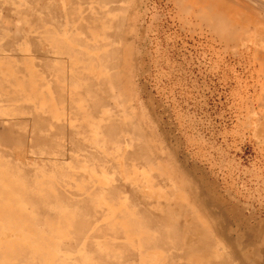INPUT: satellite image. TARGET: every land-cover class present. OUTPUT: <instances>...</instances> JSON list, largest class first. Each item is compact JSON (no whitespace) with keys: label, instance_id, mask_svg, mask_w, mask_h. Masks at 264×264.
I'll return each instance as SVG.
<instances>
[{"label":"rangeland","instance_id":"1","mask_svg":"<svg viewBox=\"0 0 264 264\" xmlns=\"http://www.w3.org/2000/svg\"><path fill=\"white\" fill-rule=\"evenodd\" d=\"M68 1L0 0V264L264 263V0Z\"/></svg>","mask_w":264,"mask_h":264},{"label":"bare ground","instance_id":"2","mask_svg":"<svg viewBox=\"0 0 264 264\" xmlns=\"http://www.w3.org/2000/svg\"><path fill=\"white\" fill-rule=\"evenodd\" d=\"M16 1V0H15ZM78 1V0H77ZM117 1V0H116ZM182 1V0H181ZM247 1V0H246ZM67 2H69L68 0H67ZM73 2V1H72ZM79 2V1H78ZM100 2H102V0L100 1ZM183 2V1H182ZM188 2H189V0H188ZM200 3H194L193 2V7H195V8H198V12H199V8L201 9L200 11L202 12V10L203 9H205L206 8V11L208 10V9H211L212 11H214V15H216V16H214V18H216V19H218V20H224V21H226V22H230L231 21V19L228 17V15L229 16H231V15H236L237 14V12H238V10H239V12H242L243 10L242 9H238V8H240V7H238V8H236L233 4H229V2L227 1V0H201V1H199ZM239 2H240V0H239ZM238 2V3H239ZM10 3V2H9ZM8 3V4H9ZM59 3V2H58ZM91 3H93V2H91ZM185 3H186V1H185ZM237 3V2H236ZM264 3V2H263ZM2 4V3H1ZM12 4V3H11ZM16 4V3H15ZM19 4V3H18ZM77 4H79V3H77ZM94 4V3H93ZM101 4H103V3H101ZM116 4H117V2H116ZM191 4V3H190ZM244 4V3H243ZM242 4V5H243ZM259 4V3H258ZM3 5V4H2ZM68 5H70V4H68ZM81 5V4H80ZM87 5H90L89 4V2H88V4ZM105 5V4H104ZM187 5H189V4H187ZM186 4L184 5L185 7L187 6ZM259 5H261V4H259ZM54 6V5H53ZM67 6V5H66ZM75 6V5H74ZM95 6V5H94ZM190 6V5H189ZM244 6V5H243ZM2 7V6H1ZM16 7V6H15ZM73 7V6H72ZM78 7V6H77ZM89 7V6H88ZM96 7V6H95ZM104 7V6H103ZM102 7V8H103ZM16 8H19V7H16ZM62 8V7H61ZM3 9V8H2ZM52 9V8H51ZM53 9H55V8H53ZM76 9V8H75ZM88 9V8H87ZM86 9V10H87ZM194 9V8H193ZM238 9V10H237ZM250 9H252V7L250 8ZM66 10H68V9H66ZM69 10H70V8H69ZM102 10V9H101ZM196 10V9H195ZM245 10V9H244ZM252 10H255V9H252ZM23 11V10H22ZM78 11H79V8H78ZM98 11H100V10H98ZM106 11V10H105ZM104 11V12H105ZM108 11V10H107ZM205 11V10H204ZM264 11V10H263ZM17 12V11H16ZM81 12V11H80ZM84 12V11H83ZM102 12V11H101ZM103 12V13H104ZM113 12V11H112ZM192 12H194V11H192ZM200 12V13H201ZM208 12V14H209V11H207ZM255 12V11H254ZM20 13H21V10H20ZM27 13V12H26ZM74 13V12H73ZM76 13H77V11H76ZM89 13V12H88ZM98 13H100V12H98ZM108 13H109V11H108ZM107 13V14H108ZM111 13V12H110ZM114 13V12H113ZM195 13V12H194ZM197 13V12H196ZM211 13V12H210ZM256 13V12H255ZM32 14V13H31ZM55 14V13H54ZM202 14V13H201ZM241 14H244V12L243 13H241ZM245 14H246V10H245ZM248 14V13H247ZM30 15V14H29ZM34 15H36V14H34ZM56 15V14H55ZM115 15V14H114ZM202 15H204V14H202ZM26 16V15H25ZM28 16V15H27ZM68 16V15H67ZM69 16H71V15H69ZM80 16V15H79ZM79 16H77V17H79ZM85 16V15H84ZM100 16H101V14H100ZM108 16V15H107ZM199 16V14L196 16V17H198ZM208 16V15H207ZM238 16V15H237ZM244 16V15H243ZM251 16V15H250ZM81 18H82V20H85V19H83V17L82 16H80ZM85 17H87V16H85ZM116 17V16H115ZM114 17V18H115ZM200 17V16H199ZM198 17V18H199ZM210 17V16H209ZM211 17H213V15L211 16ZM29 18V17H28ZM37 18V17H36ZM69 18V17H68ZM99 18H101V17H99ZM107 17H105L104 19H106ZM110 18V17H109ZM234 18H240V17H234ZM234 18H232V19H234ZM252 18V17H251ZM33 19V18H32ZM40 19H42L41 17H40ZM78 19V18H77ZM98 19V18H97ZM103 19V18H102ZM113 19V18H112ZM111 19V20H112ZM254 19V18H253ZM256 19V18H255ZM36 20V19H35ZM45 20V19H44ZM58 20V19H57ZM95 20V19H94ZM110 20V21H111ZM209 20V19H208ZM217 20V21H218ZM236 20V19H235ZM233 21L235 24H236V21ZM78 21H79V19H78ZM100 21H102V20H100ZM107 21V20H106ZM105 21V22H106ZM108 21H109V19H108ZM211 21H214V20H211ZM258 21V20H257ZM257 21H255V20H252V19H250V21H248V22H250V24H254L255 22H257ZM35 22V21H34ZM37 22V21H36ZM83 22V21H82ZM92 22H94L93 20H92ZM99 22V21H98ZM104 22V21H103ZM221 22V21H220ZM233 22H231L232 24H234ZM259 22L260 21H258L257 22V24H259ZM30 23V22H29ZM41 23V22H40ZM54 23V22H53ZM86 23V22H85ZM97 23V22H96ZM95 23V24H96ZM100 23V22H99ZM107 23V22H106ZM109 23V22H108ZM108 23H107V26H108ZM210 23V22H209ZM31 24V23H30ZM29 24V25H30ZM43 24V23H42ZM44 24H45V22H44ZM50 24H51V22H50ZM87 24V23H86ZM92 23H90L89 24V27H90V25H91ZM98 24V23H97ZM96 24V25H97ZM104 24V23H103ZM103 24H102V26H103ZM203 24V23H202ZM211 24H212V22H211ZM224 24H225V22H224ZM223 23H222V25H224ZM226 24H228V23H226ZM243 24V23H242ZM256 24V25H257ZM38 25V24H37ZM47 25V24H46ZM54 25V24H53ZM228 25H230V24H228ZM256 25L254 26V27H256ZM35 26V25H34ZM56 26V25H55ZM78 26V25H77ZM79 26H80V24H79ZM218 26H219V24H218ZM258 26V25H257ZM2 27V26H1ZM37 27V26H36ZM52 27V26H51ZM82 26H80V28H81ZM84 27V26H83ZM95 27V26H94ZM99 27H101L100 25H99ZM110 27H111V24H110ZM216 27V26H215ZM220 27V26H219ZM223 27V26H222ZM230 27V26H229ZM259 27H262V26H259ZM54 28H56V27H54ZM58 28V27H57ZM57 28H56V30H57ZM213 28V27H212ZM232 28H233V26H232ZM249 28V27H248ZM31 29H33V27L31 28ZM48 29H50V27L48 28ZM77 29H79V28H77ZM99 29V28H98ZM105 29H106V27H105ZM113 29V28H112ZM111 29V30H112ZM214 30H216L215 28H213ZM250 29H251V27H250ZM253 29V28H252ZM257 29V28H256ZM260 29H262V28H259L258 30H260ZM264 29V28H263ZM3 30H5V31H3L2 32V34H3V38L4 39H6V40H11L12 41V39L13 38H17V36L16 37H13V36H11V35H9V33H8V29H3ZM39 30H41V29H39ZM51 30V29H50ZM50 30H48L50 33H52ZM91 30H94V32L96 31L95 29H92L91 28ZM231 30V29H230ZM229 29L227 30V31H225V32H229L230 31ZM238 30H240V29H238ZM245 30H247L246 28H245ZM31 31V30H30ZM38 31V30H37ZM41 31H43V30H41ZM53 31V30H52ZM75 31V30H74ZM82 30H80V32H81ZM100 31H101V29H100ZM105 31V30H104ZM217 31H219V30H217ZM262 31V30H261ZM35 33H36V31H34ZM48 32V33H49ZM58 32V30L56 31V33ZM89 32V31H88ZM97 32V31H96ZM101 32H103V31H101ZM109 32V31H108ZM107 32V33H108ZM220 32V31H219ZM231 32V31H230ZM229 32V33H230ZM249 32V31H248ZM259 32V31H258ZM43 33H47V32H43ZM47 33V34H48ZM55 33V32H54ZM74 33V32H73ZM91 33V32H90ZM89 33V34H90ZM233 33V32H232ZM235 33V32H234ZM245 33H246V31H245ZM34 34V33H33ZM46 34V35H47ZM81 34H83V32H81ZM104 33H102V35H103ZM237 34H239L238 36H240V35H242V34H240V33H237ZM247 34V33H246ZM46 35H43V36H45L46 37ZM73 35H75V34H73ZM80 35V34H79ZM85 35V34H84ZM87 35H88V33H87ZM92 35H93V37H94V33H93V31H92ZM224 35V34H223ZM233 34H231V35H229V36H232ZM34 36V35H33ZM41 36V35H40ZM71 36H72V34H71ZM96 36V35H95ZM98 36H100V35H98ZM107 36V35H106ZM222 36V35H221ZM243 36V35H242ZM246 36V35H245ZM44 37V38H45ZM50 37V36H49ZM77 37V36H76ZM233 37V36H232ZM232 37H223L225 40H229V39H232ZM261 37V36H260ZM43 38V37H42ZM53 38V37H52ZM69 38V37H68ZM72 38V37H71ZM75 38V37H74ZM82 38H84V36H82ZM90 38V37H89ZM95 38V37H94ZM99 38V37H98ZM257 38V37H256ZM21 40H22V38H20ZM30 39V38H29ZM29 39H27L26 41H29ZM86 39V38H85ZM238 39H239V37H238ZM247 39V38H246ZM261 39V38H260ZM263 39V38H262ZM5 40V41H6ZM43 40H45V39H43ZM96 40V39H95ZM233 40V39H232ZM264 40V39H263ZM9 41H8V43H9ZM38 41V40H37ZM41 41V40H40ZM51 42V41H50ZM12 43H13V41H12ZM71 43V42H70ZM75 43V42H74ZM42 44V43H41ZM50 44V43H49ZM76 44V43H75ZM32 45V44H31ZM30 45V46H31ZM52 45V44H51ZM79 45V44H78ZM78 45H76V46H78ZM53 46V45H52ZM84 46V45H83ZM82 46V47H83ZM89 46V45H88ZM17 47V46H16ZM47 47H48V45H47ZM56 47V46H55ZM18 48V47H17ZM45 48V47H44ZM5 49H9V48H5ZM59 49V48H58ZM88 49V48H87ZM33 50H35V49H33ZM89 50V49H88ZM95 50V49H94ZM37 51V50H36ZM74 51V50H73ZM90 51V50H89ZM42 52H44V51H42ZM67 53V52H66ZM68 53H69V51H68ZM256 53H258L257 51H256ZM37 54V53H36ZM65 54V53H64ZM89 54V53H88ZM73 55V54H72ZM81 55V54H80ZM38 56V55H37ZM39 56H41V55H39ZM70 56V55H69ZM108 56V55H107ZM19 57V56H18ZM23 57V56H22ZM103 57V56H102ZM15 58H16V56H15ZM37 58V57H36ZM41 58V57H40ZM76 58V57H75ZM95 58V57H94ZM26 59V58H25ZM96 59V58H95ZM18 60V59H17ZM87 60V59H86ZM26 61V60H25ZM28 61H31V60H29L28 59ZM36 61H38V59H36ZM47 61V59H45V62ZM49 61V60H48ZM52 61V60H51ZM79 61V60H78ZM100 61L101 60H99V64H100ZM96 62V61H95ZM104 62V61H103ZM28 63V62H27ZM41 63V62H40ZM43 63V62H42ZM80 63V62H79ZM91 63H92V60H91ZM104 63H106V62H104ZM38 64V63H37ZM94 64V63H93ZM18 65V64H17ZM16 65V66H17ZM34 65V64H33ZM40 65V64H39ZM50 65V64H49ZM96 65H98V63L96 62ZM108 65V64H107ZM107 65H105V66H107ZM15 66V65H14ZM56 66H59V65H56ZM68 66V65H67ZM18 67V66H17ZM20 67V66H19ZM26 67V66H25ZM36 67V66H35ZM34 67V68H35ZM40 67V66H39ZM54 67H55V65H54ZM62 67H63V64H62ZM61 67V68H62ZM81 67V66H80ZM99 67V66H98ZM58 68V67H57ZM60 68V69H61ZM72 68H74V66L72 67ZM75 68H77V67H75ZM84 68V67H83ZM101 68V67H100ZM23 69V68H22ZM26 69V68H25ZM59 69V68H58ZM110 69V68H109ZM34 70V69H33ZM32 70V71H33ZM38 70V69H37ZM37 70H35V73H36V71ZM40 70V69H39ZM43 70V69H42ZM61 70H63V68L61 69ZM67 70H69V69H67ZM84 70V69H83ZM86 70H88V69H86ZM85 70V71H86ZM29 71V70H28ZM70 71V70H69ZM89 71V70H88ZM87 71V72H88ZM43 72H46V71H43ZM65 72V71H64ZM87 72H86V74H87ZM40 73V72H39ZM38 73V74H39ZM59 73H62L61 71L60 72H58V74L57 75H59ZM69 72H67V74H68ZM80 73H81V71H80ZM84 73V72H83ZM82 73V74H83ZM20 74V73H19ZM44 74H46V73H44ZM66 74V75H67ZM70 74V73H69ZM85 74V73H84ZM40 75V74H39ZM51 75H53V74H51ZM56 75V76H57ZM6 76V75H5ZM30 76V75H29ZM45 76V75H44ZM43 76V77H44ZM64 76V75H63ZM80 76H82V77H84L83 75H80ZM86 76V75H85ZM88 76V75H87ZM21 77H22V75H21ZM67 77V76H66ZM91 77H92V75H91ZM113 77V76H112ZM16 78V77H15ZM18 78V77H17ZM16 78V79H17ZM30 78H31V76H30ZM45 79H47L46 77H44ZM65 78V77H64ZM64 78L62 79V80H64ZM81 78V77H80ZM86 78H88V77H86ZM96 78V77H95ZM101 78V77H100ZM99 78V82H100V79ZM110 78V77H109ZM114 78V77H113ZM19 79H21V78H19ZM33 79V78H32ZM45 79H43V80H45ZM57 79V78H56ZM55 79V80H56ZM91 79V78H90ZM106 79H107V77H106ZM34 81L36 80V79H33ZM38 80H39V78H38ZM52 80V79H51ZM54 80V79H53ZM61 80V81H62ZM81 80H84L85 81V79H81ZM86 80H88V79H86ZM114 80V79H113ZM18 81V80H17ZM42 81V80H41ZM47 81V80H46ZM83 81V82H84ZM89 81V80H88ZM93 81H95V80H93ZM108 81V80H107ZM14 82H15V80H14ZM24 82V81H23ZM33 82V81H32ZM67 82V81H66ZM70 82V81H69ZM82 82V83H83ZM90 82V81H89ZM89 82H88V84H89ZM38 83V82H37ZM41 83V82H40ZM58 83V82H57ZM16 84V83H15ZM43 84V83H42ZM42 84H41V86H42ZM72 84V83H71ZM87 84V83H86ZM94 84V83H93ZM92 84V88H93V86H95V85H93ZM104 84V83H103ZM105 84H107V83H105ZM114 84V83H113ZM17 85V84H16ZM54 85H56V84H54ZM58 85V84H57ZM90 85V84H89ZM100 85H102V84H100ZM88 86V85H87ZM91 86V85H90ZM97 86V85H96ZM107 86V85H106ZM25 87V86H24ZM99 87V86H98ZM98 87H97V89H98ZM65 88V87H64ZM100 88V87H99ZM34 89H35V87H34ZM36 89H37V87H36ZM96 89V90H97ZM38 90V89H37ZM59 90V89H58ZM62 90H64L63 88H62ZM61 90V91H62ZM82 90V89H81ZM88 90V89H87ZM92 90V89H91ZM95 90V88L93 89V91ZM40 91V90H39ZM61 91H60V94H61ZM67 91V90H66ZM65 91V92H66ZM89 91V90H88ZM93 91H92V94H93ZM31 92V91H30ZM64 92V91H63ZM34 93H35V91H34ZM82 93V92H81ZM84 93H86V92H84ZM91 93V92H90ZM35 94H38L39 95V92L38 93H35ZM35 94H34V96H35ZM41 94L42 95H44L42 92H41ZM55 94V93H54ZM63 94V93H62ZM46 95V94H45ZM57 95V94H56ZM82 95H84L85 96V94H82ZM64 96V95H63ZM66 96V95H65ZM87 96H88V94H87ZM91 95H89L88 97H90ZM38 97V96H37ZM67 97V96H66ZM64 98V99H67V98ZM86 97V96H85ZM92 97V96H91ZM17 98V97H16ZM58 98H59V96H58ZM61 98V97H60ZM63 98V97H62ZM93 98V97H92ZM95 98V97H94ZM86 99H88V98H86ZM85 99V100H86ZM17 100H18V98H17ZM43 100V99H42ZM90 100H92V99H90ZM8 101V100H7ZM66 101V100H65ZM61 102H63V101H61ZM68 102H70V101H68ZM88 102V101H87ZM98 102V101H97ZM5 103V102H4ZM8 103V102H7ZM67 103V102H66ZM86 103V102H85ZM91 103V102H90ZM6 104V103H5ZM87 104V103H86ZM89 104V103H88ZM23 105V104H22ZM97 106V104L95 103L94 104V106ZM90 106V105H89ZM23 107H24V105H23ZM25 107H27V106H25ZM24 107V108H25ZM72 107V106H71ZM84 107V106H83ZM74 108V107H73ZM31 109V108H30ZM88 109V108H87ZM39 110V109H38ZM24 111H25V109H24ZM26 112V111H25ZM86 112H88V111H86ZM27 114H28V112H26ZM33 113V115L35 114L34 112H32ZM23 114V113H22ZM18 115V114H17ZM33 115L31 116V117H33ZM36 115V114H35ZM34 115V116H35ZM75 115V114H74ZM87 115V114H86ZM30 116V115H29ZM37 116V115H36ZM35 116V117H36ZM42 116V115H41ZM92 116V115H91ZM18 117V116H17ZM82 117V116H81ZM85 116H83L82 118H84ZM26 118V117H25ZM34 118V117H33ZM90 118V117H89ZM29 119V118H28ZM37 119H39V118H37ZM42 119V118H41ZM41 119H39L40 121H41ZM33 120V119H32ZM36 120V119H35ZM87 120H88V118H87ZM29 121V120H28ZM34 121V120H33ZM43 121V120H42ZM49 122V121H48ZM29 123V122H28ZM43 123H44V121H43ZM52 123V122H51ZM122 123V122H121ZM120 123V124H121ZM22 124V123H21ZM39 124H42V123H39ZM109 124V123H108ZM20 125V124H19ZM36 125H38V124H36ZM42 125H44V124H42ZM45 125H46V123H45ZM44 125V126H45ZM53 125H55V124H53ZM106 125H107V123H106ZM35 126V125H34ZM43 126V127H44ZM48 126V125H47ZM62 127V126H61ZM63 129V128H62ZM105 129H106V127H105ZM55 130L56 131H58L56 128H55ZM65 130V129H64ZM63 130V131H64ZM94 130V129H93ZM102 130H104V129H102ZM63 131H61V132H63ZM83 131V130H82ZM66 132H67V130H66ZM58 133V132H57ZM64 134H65V132H63ZM54 134V133H53ZM124 134V133H123ZM62 135V134H61ZM66 135V134H65ZM82 135V134H81ZM86 135V134H85ZM132 135V134H131ZM60 136V135H59ZM64 136V135H63ZM113 136V135H112ZM64 137H67V135L66 136H64ZM63 137V138H64ZM108 138V137H107ZM64 140H65V138H64ZM122 145V144H121ZM82 147V146H81ZM135 147V146H134ZM136 150V149H135ZM140 150V149H139ZM85 152V151H84ZM89 153V152H88ZM63 157V156H62ZM136 160V159H135ZM167 168V167H166ZM57 174V173H56ZM66 174V173H65ZM59 175V174H58ZM63 177V176H62ZM56 184V183H55ZM67 186V185H66ZM56 187V186H55ZM56 190H57V188H56ZM64 191V190H63ZM230 191V190H229ZM67 194V193H66ZM195 194H196V192H195ZM203 194V193H202ZM202 201V200H201ZM150 206V205H149ZM84 209V208H83ZM227 211V210H226ZM82 212V211H81ZM84 212V211H83ZM263 214V213H262ZM169 216V215H168ZM135 218V217H134ZM135 219H137V218H135ZM137 221H139V220H137ZM144 224L146 225V226H149L152 230H156L157 231V234L154 236V237H156V238H152V239H149L148 241H146L145 243L148 245V247H149V244H150V246H159V245H161V244H163L164 242H166V244L168 245V246H170V247H172V246H175V245H180L181 247H182V255H181V263L182 264H185V260L186 259H188V258H190V257H192V259H194L193 261H195L196 259H199V258H201L202 257V255H203V253L205 252V249H204V246L205 245H203V242L199 239V240H197L196 241V243H194L195 241L193 240L190 244H189V246L188 247H186V248H184V246H182V244L179 242V237H178V235H175V233H176V231H177V229L175 228V224H174V222L173 221H170V220H165V225L167 226V225H170V226H173L172 227V233L171 234H168L167 232H166V228L164 227V228H159L158 226H156V224H158L157 223V219H156V217L155 218H153V217H150V216H145L144 217ZM164 221V220H163ZM264 221V220H263ZM262 221V222H263ZM129 222H130V220H129ZM130 224H131V222H130ZM180 224V223H179ZM190 224V223H189ZM164 225V226H165ZM133 226V223L131 224V227ZM138 226H139V224H138ZM180 226H181V224H180ZM233 226V225H232ZM193 227H195V226H193ZM235 227V226H234ZM237 227V226H236ZM136 228H138L137 226H136ZM192 228V227H191ZM238 228V227H237ZM134 229V228H133ZM140 229V228H139ZM162 229H164V230H162ZM193 229V228H192ZM199 229H200V227H195V230H198L199 231ZM264 230V229H263ZM201 231V230H200ZM238 232V231H237ZM199 234H200V232H198ZM239 233V232H238ZM234 236H235V234H234ZM237 236V235H236ZM235 236V237H236ZM238 237V236H237ZM242 239V238H241ZM89 243V242H88ZM239 243V242H238ZM246 248H248L247 250L252 254V255H256V256H263V253H261V252H259V250L257 249V248H254V247H252V245H248V246H246ZM2 252V251H1ZM245 253H246V251H245ZM6 254V253H5ZM234 254V253H233ZM243 256V255H242ZM232 258V257H231ZM167 259V258H166ZM175 259V258H174ZM252 259V258H251ZM254 262V261H253ZM180 263V264H181ZM255 263V262H254ZM215 264H227V263H225V262H221V263H215ZM239 264V263H238ZM241 264V263H240ZM261 264V263H260ZM262 264H264V263H262Z\"/></svg>","mask_w":264,"mask_h":264}]
</instances>
